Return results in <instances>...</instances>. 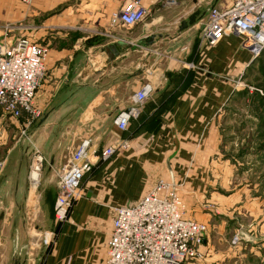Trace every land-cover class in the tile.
Returning <instances> with one entry per match:
<instances>
[{
  "label": "crops",
  "instance_id": "1",
  "mask_svg": "<svg viewBox=\"0 0 264 264\" xmlns=\"http://www.w3.org/2000/svg\"><path fill=\"white\" fill-rule=\"evenodd\" d=\"M23 1L0 0V21L21 19L22 23L27 16H50L72 0H31L30 6ZM83 1L92 14L103 17L124 2ZM204 1L179 0L174 6L192 3L182 12L183 17L186 10L203 11L215 0ZM141 4L152 16V25L161 22L173 7L163 5L161 0H141ZM69 9L52 14L42 24L68 32V40L51 43L45 41V36H35L34 40L28 32L21 33L47 49L45 77L35 95V105L44 114L41 121L31 128L27 126L24 140L15 139L13 143V134L23 132L25 119L0 114V264H9L14 247L20 248L26 241L27 235L19 226L31 192L27 187L28 171L33 158H39L32 156L42 154L47 160L45 166L40 161L43 170L36 201L30 206L32 220L52 230L56 177L65 161L83 141H88L90 157L119 139L125 140L127 147L84 174L83 196L74 202L51 254L42 264H64L67 260L70 264H103L114 209L137 202L159 180L174 187L187 205L194 206L199 221L222 225L208 230L196 263L225 264L227 257L235 261L230 250L222 255L211 240L225 239L224 218L227 214L230 217L233 212L229 210H236L235 204L246 193V189L233 186L237 148L232 145L237 143L225 133L226 128L237 124L223 118L233 113L240 93L237 82L244 83V74L252 66L250 53L233 35L224 36L215 46L199 49L205 14L198 21L197 36L191 32L193 26L179 33V29L171 31L178 33L173 38L171 32L166 34L165 39L171 38L168 44L158 34L161 40L152 47L153 55L144 57L141 34L124 35L121 28H109L107 20L106 28L104 24L75 27ZM176 21L182 20L171 24ZM42 26L34 31L44 33ZM98 29L106 33L98 34ZM87 31L91 34H78ZM158 42L164 44L159 51L155 48ZM145 85L152 91L143 104L136 105L133 96ZM120 113L132 114L124 132L114 124ZM32 251L35 254L22 264H38L44 248L37 245Z\"/></svg>",
  "mask_w": 264,
  "mask_h": 264
},
{
  "label": "built area",
  "instance_id": "2",
  "mask_svg": "<svg viewBox=\"0 0 264 264\" xmlns=\"http://www.w3.org/2000/svg\"><path fill=\"white\" fill-rule=\"evenodd\" d=\"M174 6L177 0H161ZM148 12L141 0H126L108 18L109 28L131 29L143 22ZM199 38V49L215 46L224 36L241 40V48L254 60L264 50V0H217L208 8ZM45 46L20 37L14 42L0 38V114L25 119L30 127L41 117L34 104L36 89L45 71ZM192 67V65L190 66ZM152 89L145 85L133 96L136 105L143 104ZM261 93V91H259ZM131 113H120L115 119L119 132L127 129ZM88 141L71 153L62 171L57 173L58 195L54 205L57 223L66 220L82 176L98 162H105L119 149L127 147L117 140L100 152L88 156ZM41 158H33L29 174L39 171ZM3 162L0 161V174ZM33 172V173H32ZM39 183V182H38ZM206 227L191 220L177 190L159 180L137 202L114 209L112 228L107 241L103 264H185L201 256Z\"/></svg>",
  "mask_w": 264,
  "mask_h": 264
},
{
  "label": "rangeland",
  "instance_id": "3",
  "mask_svg": "<svg viewBox=\"0 0 264 264\" xmlns=\"http://www.w3.org/2000/svg\"><path fill=\"white\" fill-rule=\"evenodd\" d=\"M123 1L124 4L126 0ZM178 1L179 0H177V2ZM84 3L85 2L83 0H72L71 2L63 5V7L57 8L53 13L49 15L51 16L52 14L61 13L70 7V9L67 12H69L70 14L71 11L73 12L72 16L70 17V22L75 27L94 28L99 24L105 25L106 24L105 20H107L108 22V18L111 15V13L118 11L120 9L119 8L117 10L110 11L107 17H103V16H99L98 14L97 15L92 14L89 8L88 7L86 8L84 6ZM205 3L206 2L204 0H201V4H205ZM23 4H26V6H30L31 0H24ZM191 5L192 3L188 2L185 5H182L181 7H175V6L171 7V9H168V11H166L168 13H165L163 18L161 19V22H158L154 25L151 24L152 16L150 14H147L143 22L131 28L132 30L123 28V30L120 29V31L127 36L141 34L142 35L141 44H142V48H144V50L142 51V55H144V57H151L153 55L150 53L152 47L156 45L155 43L157 41L161 40L158 34H160L161 37L163 38V42L164 43L167 42L168 44V41L171 38H173L177 32L179 33V31H181V24H178L177 26H174L171 29H166L168 25L173 23L176 19L187 20L188 18L194 15V9H192L189 11L186 10L187 12L184 13L185 15L183 17H180L185 9L191 8ZM50 16H41V17L27 16L22 20V23H20L21 19H19V21L12 20L11 22L9 20L8 21L1 20L0 38L14 42L16 39L23 36L21 35V33L24 34L28 32L29 33V34L27 33L28 36L34 40H37L36 39L37 37L35 36L38 37L45 36L44 37L45 41L47 40L48 42L50 41L51 43L58 40H68L70 35L68 32L63 30L62 31L52 30L50 29L51 26L49 25H46L45 27L42 26L44 21L50 19L49 18ZM198 23L199 22L194 24L193 27H191L192 29L190 28L191 32H193L195 36H197L199 30ZM39 26L40 27L42 26L44 28V33L42 32L43 31L42 29L41 32L34 31L36 29H39L38 28ZM46 28H48V30L45 31ZM104 28H106V25ZM179 28L180 30H178L177 32L175 33L171 32ZM24 30H28V31H24ZM98 30H99L98 34L104 35L106 33L103 29L101 30L98 29ZM170 32L173 34V36H171V38L169 39H165L166 34H170ZM78 34L80 37H84L90 35L91 33L87 31V33L80 32ZM124 41L126 42V40ZM144 44L147 45L144 46ZM163 46L164 44L158 42V45L155 48L157 49V51H159L160 48H162ZM251 64L252 66L249 67L246 73L244 74L245 76L243 77L244 83L239 84L237 82L236 87L240 89V93L239 95L236 96L234 110L232 111L233 113L230 112L229 114L226 115L225 118H223L224 120L235 121V123L237 124L234 125V127H229V128L225 127L226 128L225 133L226 135H228V138L232 140V142H234L235 144L237 143L236 145L237 147L232 145L233 148H237L235 152L236 157L234 160L237 166L236 167L237 170L234 171L233 186H238L246 189V193L242 194L240 198V202H238V204H235V207H237V209L236 210H233V208L230 209L229 213L232 212L233 213L229 215L230 217H228L227 214V217L224 218L227 219V221L223 225L224 226L223 233L225 235V239L217 240L213 242L211 240V243H214L216 248L221 249L222 255H225L227 251L230 250L229 254L232 257H234L235 261L228 260L227 257L224 262L225 264H264V50L260 52V55L258 57H256L254 60L252 59ZM44 77L45 76H42L40 81ZM37 91H38V87L36 89L35 95ZM259 91H261V93H259ZM34 104H35V97H34ZM39 110L41 112V117L39 120L33 122V124L43 119V114H44L43 110L40 108ZM33 124H31L29 128H31ZM29 128L24 126L23 132L18 130L17 133H14L13 134L14 141L11 140V143L15 142V139L24 140L26 137L25 134L26 129L28 130ZM106 147H104L103 149H105ZM37 156L43 160L42 161L43 166H45L44 163L47 162L46 157H43L42 154H38V153L34 154L32 157H37ZM100 163L103 162L102 161L98 162L95 166L91 168V170L94 167L98 166ZM41 168L42 167H40L38 171V180H40V173H42L43 170V169L41 170ZM91 170L86 172L85 175L90 173ZM30 171L32 170L29 169L28 177ZM85 175L82 176V179L79 183L77 195L72 201V205L69 209L68 215L74 205V202L81 199V197L83 196L81 186H82V180ZM27 187L29 189V192L31 190V192L29 193L30 195H28L29 202H31V204H34V202L36 201L34 196H37L39 184L36 186V188L32 189V186L30 185L28 179ZM177 193L179 198L187 208L188 217L197 223L205 225L207 231L203 237V240L206 239L207 233L209 235L208 230H211V228L214 225L215 227L222 226L219 224H214V222L212 221L211 222L206 221L204 223L199 221L197 219L198 217L197 211L194 208V206L190 207L189 205H187L185 198L182 195H180L178 191ZM57 195H58V189L56 186V197ZM31 196H33L34 198ZM246 200H249V202H247ZM55 201L56 198L54 200V204L52 208V214H53L52 230L51 227L49 228V225L37 223L32 220V216H34V212L32 213L31 216L30 214L31 207L29 208V206H27V208L24 209L23 212L24 215L22 217V222L19 226V229H21L22 232H24L27 235L26 241L25 243H23L22 247L20 248H18L17 246L14 247L13 252L10 256L9 264H12L11 260L14 252H16L19 255L21 254L20 260L22 261V263H24L25 260L29 258L34 252L32 251L34 249V246L37 245L38 246L41 245V247L44 248L43 256L39 254L38 264L44 263L45 259H47V257L51 254L52 251L51 249L53 248L56 242L58 231L68 219V215H67L65 221L61 223L56 222L54 218ZM46 220L48 221V215L46 217ZM14 232L15 231L13 230V233ZM200 247L201 246L198 247V251H200ZM34 254L35 253H33V255ZM200 257L192 260H188L185 264H197L196 261L200 259ZM64 264H70L69 260H67Z\"/></svg>",
  "mask_w": 264,
  "mask_h": 264
},
{
  "label": "water",
  "instance_id": "4",
  "mask_svg": "<svg viewBox=\"0 0 264 264\" xmlns=\"http://www.w3.org/2000/svg\"><path fill=\"white\" fill-rule=\"evenodd\" d=\"M216 1L217 0H215L213 2V4H211L210 7H212L215 4ZM207 11H208V9H203V11L198 10V11H196L194 13V15L192 17L188 18L187 20H182V21L176 22L174 24H171L166 29L173 28L174 26H177L178 24H181V31L184 30V29H187V28L193 26L194 24H196L200 19H202L204 17V15L207 13ZM38 191H39V189H38ZM31 197H33V196H31ZM28 206L30 208L31 202L28 203ZM30 214L32 216V212ZM20 258H21V254L19 255L16 252H14L13 257H12V260H11V263L12 264H22V261L20 260Z\"/></svg>",
  "mask_w": 264,
  "mask_h": 264
},
{
  "label": "bare ground",
  "instance_id": "5",
  "mask_svg": "<svg viewBox=\"0 0 264 264\" xmlns=\"http://www.w3.org/2000/svg\"><path fill=\"white\" fill-rule=\"evenodd\" d=\"M179 30H180V28H179ZM32 179H33V181H34V183H33V185H32V189H33V188H36V186L38 185V182H39L37 172H34V173H33V175H32ZM32 193H33V192H32Z\"/></svg>",
  "mask_w": 264,
  "mask_h": 264
},
{
  "label": "trees",
  "instance_id": "6",
  "mask_svg": "<svg viewBox=\"0 0 264 264\" xmlns=\"http://www.w3.org/2000/svg\"><path fill=\"white\" fill-rule=\"evenodd\" d=\"M130 121H131V120H129V123H128V125L130 124ZM127 127H128V126H127Z\"/></svg>",
  "mask_w": 264,
  "mask_h": 264
}]
</instances>
